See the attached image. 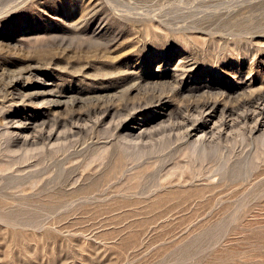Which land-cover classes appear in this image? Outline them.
Returning <instances> with one entry per match:
<instances>
[{"label":"rangeland","instance_id":"1","mask_svg":"<svg viewBox=\"0 0 264 264\" xmlns=\"http://www.w3.org/2000/svg\"><path fill=\"white\" fill-rule=\"evenodd\" d=\"M248 87L264 0H0V264H264V121L186 111Z\"/></svg>","mask_w":264,"mask_h":264},{"label":"bare ground","instance_id":"2","mask_svg":"<svg viewBox=\"0 0 264 264\" xmlns=\"http://www.w3.org/2000/svg\"><path fill=\"white\" fill-rule=\"evenodd\" d=\"M181 71V70H180ZM248 74H253V72L250 70V72ZM250 89L248 96H240L238 97L237 99L234 100L233 98V95H231V92H228V91H221L219 90V88H216L217 91L216 94L217 96L214 97V99H211L210 98H205L203 100H201L200 102H197V104L195 105H192V106H187L186 107V111L187 112H196L198 113V116L200 115V118H199V122L200 124L197 126V130H199V132L201 133V136L202 137H206L207 135L210 136V135H213V131L215 129H218V128H215L212 126H209L207 125V121H209L210 119L212 120V123L215 124V122H217L215 125L219 124L217 127H220L221 128H226V127H233V125H236L240 122H243V124L250 120L252 122L256 121L257 119H262L264 121V90H258L257 92L255 91H252L251 88L252 87H248ZM239 93V92H238ZM243 94V93H242ZM237 94L234 95V97L236 96ZM167 96V95H166ZM204 97V96H203ZM209 97V95H208ZM237 97V96H236ZM200 99V97H199ZM234 100L232 104H230L231 100ZM162 101V99L160 100V98L158 97L154 103L156 104H160V102ZM195 102V101H194ZM132 103V102H131ZM104 104V103H102ZM109 105V104H108ZM114 105V104H113ZM164 105V104H163ZM100 108V106L98 107ZM111 111V108H105L103 113H106L108 114L109 112ZM137 111V110H136ZM94 112H96L95 114H99L100 110L99 109H96L94 110ZM69 113V112H68ZM102 113V114H103ZM130 113V111H129ZM207 120H204V117L203 115L204 114H207ZM195 114V113H193ZM211 114V115H210ZM68 115V114H67ZM100 115V114H99ZM197 115V114H196ZM94 116V115H93ZM97 115H95L96 117ZM179 118H180V121L178 122L177 121V124L176 126L174 125V129H176L177 131H180V130H187L188 128H191L190 126H193V122L194 120H189L191 119V115L190 118H185V114L184 116L183 115H178ZM195 116V115H194ZM94 117V118H95ZM111 117V115H110ZM194 118H197L196 116ZM218 118V120H216ZM227 118H229L230 120H227ZM28 119V118H27ZM77 119V118H76ZM193 119V117H192ZM110 120H112L110 118ZM115 120V119H113ZM117 121V120H116ZM121 121H124L121 119ZM29 122V121H28ZM94 122V121H93ZM119 123V120L117 121ZM25 123H27L25 121ZM72 123V122H71ZM114 123V121H113ZM170 123V122H169ZM211 123V125H212ZM255 123V122H254ZM20 124V123H19ZM24 124V123H23ZM76 124V123H75ZM171 124V123H170ZM169 124V126H170ZM241 124V123H240ZM242 124V125H243ZM63 125V124H61ZM115 125V124H113ZM172 125V124H171ZM214 125V126H215ZM253 125V124H252ZM117 126V125H116ZM115 126V127H116ZM119 126V125H118ZM118 126L116 128H118ZM146 126V125H144ZM163 126V125H162ZM165 126V125H164ZM168 126V125H167ZM173 126V125H172ZM246 126V125H245ZM27 127V126H25ZM31 127V126H30ZM51 127V126H50ZM77 127V126H76ZM115 128V129H116ZM145 128V127H144ZM215 128V129H214ZM54 129V128H53ZM127 129V128H126ZM51 130V129H50ZM49 130V132H50ZM114 130V129H113ZM43 131V130H42ZM141 131V132H140ZM138 131V134L139 132L142 134L143 132H145L144 129ZM176 131V132H177ZM180 131V132H182ZM229 131V130H228ZM252 131V130H251ZM126 132V131H125ZM215 132V131H214ZM217 132V131H216ZM145 133H149L148 131H146ZM179 133V132H178ZM199 133V135H200ZM49 134V133H47ZM127 134V133H125ZM180 134V133H179ZM183 134V133H182ZM189 134V133H188ZM112 135V134H111ZM143 135V134H142ZM142 135H139V136H142ZM57 136V135H56ZM126 137H128V134L125 135ZM180 136V135H179ZM183 135H181L180 137H182ZM218 136V135H217ZM130 137V136H129ZM149 137V136H148ZM151 137V135H150ZM26 138V137H25ZM49 138V136H48ZM47 138V139H48ZM176 138V137H175ZM179 138V137H178ZM183 138V137H182ZM210 138V137H209ZM216 138V137H214ZM218 138V137H217ZM138 139V138H137ZM185 139V137H184ZM201 139V138H200ZM203 140V139H201ZM207 139V138H206ZM211 139V138H210ZM125 140V139H124ZM127 140V139H126ZM125 140V141H126ZM132 140V138H131ZM136 140V139H134ZM140 140V139H138ZM182 140V139H181ZM198 140V139H197ZM196 140V142H197ZM123 141V140H122ZM143 141V140H142ZM198 141V143H200ZM210 141V140H209ZM30 142V141H29ZM187 142V141H186ZM190 142V141H189ZM193 142V141H192ZM214 142V141H213ZM128 143V142H127ZM138 143V142H137ZM136 143V144H137ZM130 144V143H128ZM134 144H135V141H134ZM194 144V143H192ZM191 144V145H192ZM199 145V144H198ZM203 145V144H202ZM200 147V146H199ZM203 147V146H201ZM188 148V147H187ZM9 164V163H8ZM14 164V163H13ZM16 164V163H15ZM14 164V165H15ZM12 165V164H11ZM13 165V166H14ZM8 166V165H7ZM7 168V167H6Z\"/></svg>","mask_w":264,"mask_h":264}]
</instances>
